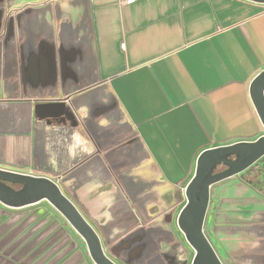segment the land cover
Segmentation results:
<instances>
[{
  "label": "crops",
  "instance_id": "obj_1",
  "mask_svg": "<svg viewBox=\"0 0 264 264\" xmlns=\"http://www.w3.org/2000/svg\"><path fill=\"white\" fill-rule=\"evenodd\" d=\"M263 69L264 3L0 0V168L54 180L117 264H191L183 190L203 149L264 133ZM45 102L66 114L40 118ZM246 171L210 187L223 264H264V166ZM0 264L94 263L42 200L0 203Z\"/></svg>",
  "mask_w": 264,
  "mask_h": 264
},
{
  "label": "water",
  "instance_id": "obj_2",
  "mask_svg": "<svg viewBox=\"0 0 264 264\" xmlns=\"http://www.w3.org/2000/svg\"><path fill=\"white\" fill-rule=\"evenodd\" d=\"M264 3V0H249ZM249 95L264 127V69L251 81ZM40 118H61L66 114L63 102L38 103ZM264 156V133L254 140L203 149L197 156L194 173L184 188L185 202L177 216V226L193 250L191 264H223L204 233L211 185L247 170ZM218 165L224 168L213 172ZM7 183L16 184L18 189ZM46 200L81 236L94 264H117L106 255L94 228L86 221L58 184L45 176L0 168V203L23 207Z\"/></svg>",
  "mask_w": 264,
  "mask_h": 264
},
{
  "label": "rangeland",
  "instance_id": "obj_3",
  "mask_svg": "<svg viewBox=\"0 0 264 264\" xmlns=\"http://www.w3.org/2000/svg\"><path fill=\"white\" fill-rule=\"evenodd\" d=\"M260 166H264V156L263 157H261L256 163H254L251 167H249L248 169H247V173H251V172H255V171H257V169L258 168H260ZM241 174V173H240ZM236 176V178H241V176L240 175H235ZM184 191V190H183ZM214 191V187H212V192ZM184 197V196H183ZM184 202H185V198H183V201L181 202V203H179L180 204V206H183V204H184ZM204 233H205V235L208 237V234H207V231H206V229H204ZM184 237V236H183ZM185 239V238H184ZM209 239V238H208ZM193 252V251H192Z\"/></svg>",
  "mask_w": 264,
  "mask_h": 264
},
{
  "label": "trees",
  "instance_id": "obj_4",
  "mask_svg": "<svg viewBox=\"0 0 264 264\" xmlns=\"http://www.w3.org/2000/svg\"><path fill=\"white\" fill-rule=\"evenodd\" d=\"M222 169H223V166L218 165L217 167L214 168L213 172H218V171H220Z\"/></svg>",
  "mask_w": 264,
  "mask_h": 264
},
{
  "label": "flooded vegetation",
  "instance_id": "obj_5",
  "mask_svg": "<svg viewBox=\"0 0 264 264\" xmlns=\"http://www.w3.org/2000/svg\"><path fill=\"white\" fill-rule=\"evenodd\" d=\"M223 168H224V166H223ZM7 184L10 185V186H12V187L15 188V189H18V188H19V186L16 185V184H11V183H7Z\"/></svg>",
  "mask_w": 264,
  "mask_h": 264
}]
</instances>
